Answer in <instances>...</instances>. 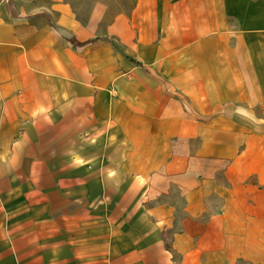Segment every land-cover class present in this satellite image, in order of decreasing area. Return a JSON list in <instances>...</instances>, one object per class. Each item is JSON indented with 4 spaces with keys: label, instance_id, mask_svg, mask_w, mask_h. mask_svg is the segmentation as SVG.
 I'll use <instances>...</instances> for the list:
<instances>
[{
    "label": "crops",
    "instance_id": "crops-1",
    "mask_svg": "<svg viewBox=\"0 0 264 264\" xmlns=\"http://www.w3.org/2000/svg\"><path fill=\"white\" fill-rule=\"evenodd\" d=\"M0 264H264V0H0Z\"/></svg>",
    "mask_w": 264,
    "mask_h": 264
},
{
    "label": "rangeland",
    "instance_id": "rangeland-1",
    "mask_svg": "<svg viewBox=\"0 0 264 264\" xmlns=\"http://www.w3.org/2000/svg\"><path fill=\"white\" fill-rule=\"evenodd\" d=\"M74 7L76 8V11L79 16L83 17L86 15L88 6L93 0H70Z\"/></svg>",
    "mask_w": 264,
    "mask_h": 264
},
{
    "label": "trees",
    "instance_id": "trees-1",
    "mask_svg": "<svg viewBox=\"0 0 264 264\" xmlns=\"http://www.w3.org/2000/svg\"><path fill=\"white\" fill-rule=\"evenodd\" d=\"M69 43L73 46V48H76L77 46L82 45L84 42H78L75 39H70Z\"/></svg>",
    "mask_w": 264,
    "mask_h": 264
}]
</instances>
